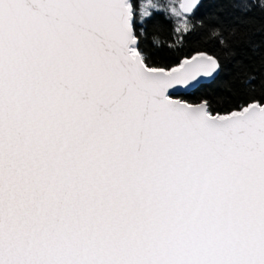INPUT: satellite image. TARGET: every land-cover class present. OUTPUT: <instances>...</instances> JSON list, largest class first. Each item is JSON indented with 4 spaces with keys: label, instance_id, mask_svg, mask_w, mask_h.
I'll use <instances>...</instances> for the list:
<instances>
[{
    "label": "snow or ice",
    "instance_id": "obj_1",
    "mask_svg": "<svg viewBox=\"0 0 264 264\" xmlns=\"http://www.w3.org/2000/svg\"><path fill=\"white\" fill-rule=\"evenodd\" d=\"M163 7L0 0V264H264V0Z\"/></svg>",
    "mask_w": 264,
    "mask_h": 264
},
{
    "label": "trees",
    "instance_id": "obj_2",
    "mask_svg": "<svg viewBox=\"0 0 264 264\" xmlns=\"http://www.w3.org/2000/svg\"><path fill=\"white\" fill-rule=\"evenodd\" d=\"M158 2L164 6L162 9L163 16H171V10L172 6L174 5V0H158ZM224 15L229 16V9L227 5H225ZM257 19H260L259 16H257ZM173 26L175 25L169 26L167 21H164L163 30L157 34V38L162 42L163 45L158 54L160 63L167 65L168 67H172L178 66L183 59L191 58L201 52H205L214 56L220 54V50L214 41H210L206 37L200 40H195L191 37H184L183 40H181L178 33L172 32L170 30V28ZM233 39L238 40L240 38L234 37ZM253 39L259 40L260 36L257 35L253 37ZM150 41L151 36L149 37L148 42L150 43ZM168 44H173L174 47L168 48ZM239 46L241 48L245 47L243 43H241ZM223 78V76L218 77L217 80L206 84L199 91H193L189 95L182 96L181 98L195 103L202 96H209L217 100V103H214L213 107L223 111L222 101L220 100V98H226L229 95L228 92L218 86L220 79Z\"/></svg>",
    "mask_w": 264,
    "mask_h": 264
},
{
    "label": "water",
    "instance_id": "obj_3",
    "mask_svg": "<svg viewBox=\"0 0 264 264\" xmlns=\"http://www.w3.org/2000/svg\"><path fill=\"white\" fill-rule=\"evenodd\" d=\"M195 56H196V55H195ZM193 57H194V56H193ZM206 84H209V82L205 81V85H206ZM189 94H190V93H188V94H182L181 97H182V96L189 95Z\"/></svg>",
    "mask_w": 264,
    "mask_h": 264
}]
</instances>
